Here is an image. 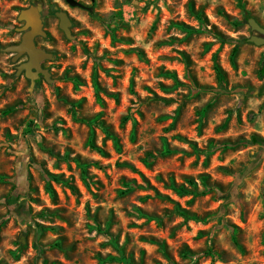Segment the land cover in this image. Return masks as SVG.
Listing matches in <instances>:
<instances>
[{
  "label": "rangeland",
  "instance_id": "1",
  "mask_svg": "<svg viewBox=\"0 0 264 264\" xmlns=\"http://www.w3.org/2000/svg\"><path fill=\"white\" fill-rule=\"evenodd\" d=\"M82 2L35 0L32 90L1 50L29 3L0 0V264H264V0Z\"/></svg>",
  "mask_w": 264,
  "mask_h": 264
},
{
  "label": "water",
  "instance_id": "2",
  "mask_svg": "<svg viewBox=\"0 0 264 264\" xmlns=\"http://www.w3.org/2000/svg\"><path fill=\"white\" fill-rule=\"evenodd\" d=\"M66 2L71 7L85 8L76 0H66ZM55 10H58V8H55ZM56 16L59 19V27L66 35L67 39L73 40L74 36L71 30L73 24L69 15L64 11H57ZM18 20L24 23L23 27L18 29V32L22 34L21 42L1 50L13 54L14 63L19 62V60L25 56L28 57L27 62L17 66L16 76L24 75L25 78L30 81V88L32 90L36 87L37 80L41 75L49 85H52V74L49 70L42 68V63L45 61H54L55 54L39 48L36 44L37 38H46L48 36L44 28L43 14L40 7L33 5L22 9L18 16ZM248 24L251 31L258 34L253 35L248 41L256 46H264V27H262L255 18H249Z\"/></svg>",
  "mask_w": 264,
  "mask_h": 264
},
{
  "label": "trees",
  "instance_id": "3",
  "mask_svg": "<svg viewBox=\"0 0 264 264\" xmlns=\"http://www.w3.org/2000/svg\"><path fill=\"white\" fill-rule=\"evenodd\" d=\"M53 13H54V11H53ZM247 22H248V19H247ZM248 40H245V42H247ZM262 75L264 76V69H263V71H262ZM40 82H37L36 83V89H38V87H40ZM221 84L222 85H224V83H223V81H221ZM37 91V90H36ZM258 94H260V95H263L264 93H263V89H260L259 91H258ZM40 99H39V97L37 98V101H39ZM251 144H253V145H256V144H260V145H263L264 146V139H261V138H259V137H254L253 139H252V141H251ZM27 173H25V175H26ZM27 176V175H26ZM189 184H190V186H192V187H194L195 189H197V185L193 182V181H189ZM173 186H174V188H175V190H177V192L179 193V194H181V195H186V194H189V193H191V191H189L186 187H184V186H182V187H179V188H177L174 184H173ZM206 188H207V185H204ZM27 188V184H25V189ZM207 189H209L210 190V188L208 187ZM16 190L17 189H15L14 190V192H13V194L11 195V197H9L7 200H6V203L8 204V214L6 215V217H5V220H7V219H9V218H11V217H14V218H16L18 221H20V219L22 218V215H20V214H18V209H16V207L14 206V203H16L17 204V202H18V199L21 197L20 195V193L18 192V193H16ZM181 214L185 217V218H195L194 216H192V215H190L189 213H187V212H181ZM38 246V245H37ZM38 248H39V250L40 251H44L45 250V247L44 246H38ZM185 255L187 256V257H190L191 256V253L190 252H186L185 253ZM48 262L45 260L44 261V264H47Z\"/></svg>",
  "mask_w": 264,
  "mask_h": 264
},
{
  "label": "flooded vegetation",
  "instance_id": "4",
  "mask_svg": "<svg viewBox=\"0 0 264 264\" xmlns=\"http://www.w3.org/2000/svg\"><path fill=\"white\" fill-rule=\"evenodd\" d=\"M26 3H29V5L27 6V8L28 7H30V6H33V5H36V6H39V5H37V4H35V0H24ZM64 1V3L66 4V5H68V6H70L67 2H66V0H63ZM76 1H78L79 3H81L85 8H80V9H84V10H87V9H89L88 7H87V5H86V3H83L82 1L83 0H76ZM84 1H91L92 3L94 2V1H92V0H84ZM71 7V6H70ZM55 8H58V10H55ZM71 8H79V7H71ZM53 11H54V14H55V16H56V13H57V11H64V12H66L68 15H69V13H68V11L66 10V9H63L62 7H59V5H54L53 6ZM43 14V13H42ZM57 17V16H56ZM69 17H70V15H69ZM70 19H71V17H70ZM44 20V19H43ZM71 21H72V24H73V20L71 19ZM73 27V26H72ZM44 28H46L45 27V21H44ZM72 30V29H71ZM40 38V37H39ZM21 39H22V36H21ZM38 39V38H37ZM37 39H36V44H37ZM19 44V43H18ZM37 46H38V44H37ZM39 48H42V47H40V46H38ZM42 49H44V48H42ZM45 50H47V49H45ZM48 52H52V51H49V50H47ZM26 57V60L25 61H23V62H21V63H24V62H27V60H28V57L27 56H25ZM46 62H49V61H45V62H43L42 63V68L43 69H46V67H45V63ZM20 63V64H21ZM48 70V69H47ZM43 81H46L45 80V78L41 75L40 76V78L37 80V82H40V83H42Z\"/></svg>",
  "mask_w": 264,
  "mask_h": 264
}]
</instances>
